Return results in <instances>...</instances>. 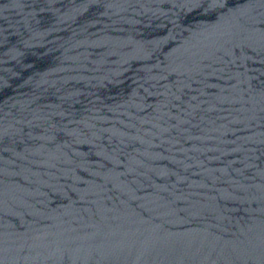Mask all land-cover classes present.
<instances>
[{"label": "water", "instance_id": "water-1", "mask_svg": "<svg viewBox=\"0 0 264 264\" xmlns=\"http://www.w3.org/2000/svg\"><path fill=\"white\" fill-rule=\"evenodd\" d=\"M0 264H264V0H0Z\"/></svg>", "mask_w": 264, "mask_h": 264}]
</instances>
